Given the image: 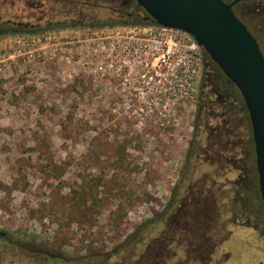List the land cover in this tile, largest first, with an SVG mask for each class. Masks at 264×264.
<instances>
[{
	"label": "rangeland",
	"instance_id": "1",
	"mask_svg": "<svg viewBox=\"0 0 264 264\" xmlns=\"http://www.w3.org/2000/svg\"><path fill=\"white\" fill-rule=\"evenodd\" d=\"M73 19L0 37V264H264L250 123L199 115L204 56L178 108L113 110L89 82L37 86L20 56V39Z\"/></svg>",
	"mask_w": 264,
	"mask_h": 264
},
{
	"label": "built area",
	"instance_id": "2",
	"mask_svg": "<svg viewBox=\"0 0 264 264\" xmlns=\"http://www.w3.org/2000/svg\"><path fill=\"white\" fill-rule=\"evenodd\" d=\"M19 45L37 86L64 90L89 82L102 94V106L146 115L192 98L204 56L191 35L156 25L76 28Z\"/></svg>",
	"mask_w": 264,
	"mask_h": 264
},
{
	"label": "water",
	"instance_id": "3",
	"mask_svg": "<svg viewBox=\"0 0 264 264\" xmlns=\"http://www.w3.org/2000/svg\"><path fill=\"white\" fill-rule=\"evenodd\" d=\"M156 26L191 35L241 94L264 203V52L224 0H135Z\"/></svg>",
	"mask_w": 264,
	"mask_h": 264
},
{
	"label": "trees",
	"instance_id": "4",
	"mask_svg": "<svg viewBox=\"0 0 264 264\" xmlns=\"http://www.w3.org/2000/svg\"><path fill=\"white\" fill-rule=\"evenodd\" d=\"M8 1V5L5 10L0 11V16L9 7L16 8L18 4H21L28 11L27 17L22 15H17L19 18L23 17L30 21L37 22L35 28H31V25L25 27H10V28H0V37L7 35H37L40 32H48L55 28L53 25L54 19L60 16H65L67 18H75L70 25L62 24L57 27H68V28H91L99 29L105 27H117V26H150L155 25L149 15L139 7L135 0H83L81 3L79 0H3ZM84 8L89 11L86 13ZM100 10L107 11L108 17L106 19L100 16ZM99 11V12H96ZM87 22V23H85ZM205 57H207L213 65L215 63L209 58V56L204 52ZM216 66V65H215ZM227 82V78L224 76ZM225 89L230 95V99L237 105V110L242 111L248 116L247 110L245 108L242 96L237 91L233 83H225ZM250 149H254L253 138L248 142ZM259 195V194H258Z\"/></svg>",
	"mask_w": 264,
	"mask_h": 264
},
{
	"label": "flooded vegetation",
	"instance_id": "5",
	"mask_svg": "<svg viewBox=\"0 0 264 264\" xmlns=\"http://www.w3.org/2000/svg\"><path fill=\"white\" fill-rule=\"evenodd\" d=\"M79 1L81 3H84L83 0H79ZM224 1L228 4H232L237 1L233 6V10L235 14L245 24V26L250 31V33L257 39L263 51L262 47H263L264 38H261V34L263 35V32H264V0H224ZM5 5L6 6L8 5V1L0 0V11L1 10L3 11V9L5 10V7H6ZM20 19L21 18L19 17L8 18L7 16L2 15L0 16V28H10V27H15V28L22 27L23 28L28 25L27 23L19 21ZM215 65H213L211 61L207 63L206 57L204 55V83L202 85V88L199 89V93H200L199 103H198L199 115H202L205 112L206 118L212 115H213V118H217V117L219 118V114L218 115L215 114V112L217 111L216 109L218 107H220L223 112L226 109L232 108V110L237 111L238 113L244 114L242 112L243 108H242V111L237 110V105L231 101L230 95L225 89V83L230 84L231 82L229 80H227L226 82V79L224 78L225 75L217 67V65L216 66ZM222 115H225V114L222 113ZM247 117L249 120V115ZM249 123H250V120H249ZM203 127L204 126L201 127L200 125H197L196 130L198 134L200 136L201 135L209 136L207 132L205 133V131L203 130ZM250 127H251V124H250ZM251 133H252V129H251ZM253 154H255V152H253ZM254 168L256 169V157H255ZM256 180H257L256 186L258 187L257 193L260 196L258 179Z\"/></svg>",
	"mask_w": 264,
	"mask_h": 264
}]
</instances>
